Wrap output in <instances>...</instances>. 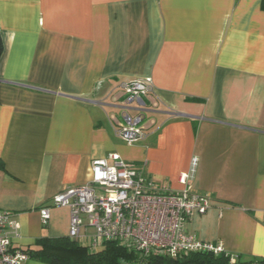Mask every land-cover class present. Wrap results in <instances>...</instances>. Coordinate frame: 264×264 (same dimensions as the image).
Listing matches in <instances>:
<instances>
[{"label":"crops","instance_id":"obj_1","mask_svg":"<svg viewBox=\"0 0 264 264\" xmlns=\"http://www.w3.org/2000/svg\"><path fill=\"white\" fill-rule=\"evenodd\" d=\"M263 0H0V210L14 245L68 237L70 210L40 209L118 154L212 207L187 231L243 259L264 258ZM151 79L149 136L117 135L120 85ZM23 264H45L29 258Z\"/></svg>","mask_w":264,"mask_h":264},{"label":"built area","instance_id":"obj_2","mask_svg":"<svg viewBox=\"0 0 264 264\" xmlns=\"http://www.w3.org/2000/svg\"><path fill=\"white\" fill-rule=\"evenodd\" d=\"M120 89L124 107L117 135L130 145L144 142L149 136L146 99L153 82L128 80ZM144 165L127 163L118 154L93 160L91 181L54 196L40 209L42 224L48 225L51 208H68L69 239L91 250L116 242L137 254L135 264L154 256L178 259L191 253L225 252L221 242L205 243L187 231L192 218L206 214L213 202L209 194L193 189L198 159L193 158L190 170L180 176V191L148 176ZM19 236L15 214L0 210V264H23L30 258L14 245Z\"/></svg>","mask_w":264,"mask_h":264},{"label":"trees","instance_id":"obj_3","mask_svg":"<svg viewBox=\"0 0 264 264\" xmlns=\"http://www.w3.org/2000/svg\"><path fill=\"white\" fill-rule=\"evenodd\" d=\"M264 9V0L262 3ZM4 51L0 31V59ZM37 250H27L29 257L45 264H135L137 254L128 251L116 242L106 243L98 250L90 248L69 239L43 238L37 241ZM234 258V260H233ZM145 264H264V258L243 259L227 252L218 255L206 253H191L178 259L168 256L150 257Z\"/></svg>","mask_w":264,"mask_h":264}]
</instances>
